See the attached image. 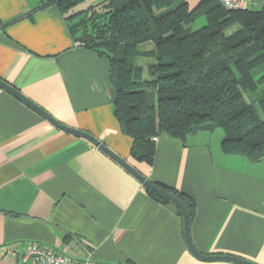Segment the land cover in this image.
<instances>
[{
	"label": "crops",
	"instance_id": "1",
	"mask_svg": "<svg viewBox=\"0 0 264 264\" xmlns=\"http://www.w3.org/2000/svg\"><path fill=\"white\" fill-rule=\"evenodd\" d=\"M185 1L193 8L201 0ZM39 2L0 0V79L149 180L188 195L189 236L201 253L264 264V158L223 154L216 129L185 143L161 133L152 162L136 159L114 116L108 58L75 43L56 6L29 15ZM28 240L72 257L87 248L95 264H237L191 254L173 204L0 88V264H18Z\"/></svg>",
	"mask_w": 264,
	"mask_h": 264
},
{
	"label": "trees",
	"instance_id": "2",
	"mask_svg": "<svg viewBox=\"0 0 264 264\" xmlns=\"http://www.w3.org/2000/svg\"><path fill=\"white\" fill-rule=\"evenodd\" d=\"M81 1L40 0L29 15L56 6L75 43L108 58L114 116L133 145L141 141L149 148L141 160L152 162V136L166 133L185 143L190 135L216 129L223 132V154L252 162L264 158V4L228 10L217 0L193 8L185 0H101L74 10ZM200 16L204 24L191 30ZM232 23L238 26L225 32ZM146 42L152 47L140 49ZM140 58L153 62L143 66ZM157 185L184 204L189 229L193 200Z\"/></svg>",
	"mask_w": 264,
	"mask_h": 264
},
{
	"label": "water",
	"instance_id": "3",
	"mask_svg": "<svg viewBox=\"0 0 264 264\" xmlns=\"http://www.w3.org/2000/svg\"><path fill=\"white\" fill-rule=\"evenodd\" d=\"M0 88L7 91L8 93L16 97L18 100L23 102L26 106L34 110L36 113H38L41 117H43L46 121H48L54 127L66 133L72 134L77 137H82L88 140L90 143L96 146L99 150H101L102 152L107 154L110 158H112L115 162H117L122 168H124L127 172H129L134 178H136L144 186L145 189L152 191L158 196L169 200L177 208H179L181 215H182V219H183L184 241H185L187 249L190 251L191 254L203 260H225V261H231L237 264H255L251 261L245 260L237 256L223 255V254L208 255V254L201 253L199 250H197L193 246L190 240L189 231H188L187 211H186L184 204L181 202V200L176 195H174L170 191H167L163 187L157 185L156 182L149 180L146 176L140 173L127 160L119 156L116 152H114L112 149H110L108 146H106L104 143H102L100 140H98L96 137H94L90 133L84 130L77 129V128H72L70 126H67L59 122L47 110H45L43 107H41L40 105L30 100L28 97H26L17 88L12 86L8 82L0 79ZM133 151H134V156L136 159L145 158L149 154V148L147 147L146 144H144L141 141H136L134 143Z\"/></svg>",
	"mask_w": 264,
	"mask_h": 264
},
{
	"label": "built area",
	"instance_id": "4",
	"mask_svg": "<svg viewBox=\"0 0 264 264\" xmlns=\"http://www.w3.org/2000/svg\"><path fill=\"white\" fill-rule=\"evenodd\" d=\"M220 5L228 10L259 9L264 0H217ZM156 136L151 140L155 141ZM18 264H95L92 251L87 248L82 250L81 257H72L56 251L52 246L37 241L28 240L21 253L15 255Z\"/></svg>",
	"mask_w": 264,
	"mask_h": 264
},
{
	"label": "rangeland",
	"instance_id": "5",
	"mask_svg": "<svg viewBox=\"0 0 264 264\" xmlns=\"http://www.w3.org/2000/svg\"><path fill=\"white\" fill-rule=\"evenodd\" d=\"M101 0H82L79 4H77L75 7H74V10H79V9H83V8H86L88 5L90 4H95V3H98L100 2ZM204 24V18L203 16H200L199 18H197L194 22L190 23L189 26L191 28V30H194L198 27H200L201 25ZM238 25L236 23H232V24H229L225 29L224 31L225 32H230L232 31V29H235ZM150 44H148L147 42L146 43H143L141 45H139V48L140 49H145L147 47H149ZM153 62V60L151 58H147V59H138L137 60V63L140 64V65H143L145 66L147 63H151ZM219 130V129H218ZM220 131V130H219ZM218 132V131H217ZM221 132V131H220ZM215 136V135H214Z\"/></svg>",
	"mask_w": 264,
	"mask_h": 264
}]
</instances>
